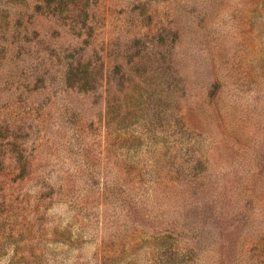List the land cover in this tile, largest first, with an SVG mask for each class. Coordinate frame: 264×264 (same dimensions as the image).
Here are the masks:
<instances>
[{"label": "rangeland", "instance_id": "374dc122", "mask_svg": "<svg viewBox=\"0 0 264 264\" xmlns=\"http://www.w3.org/2000/svg\"><path fill=\"white\" fill-rule=\"evenodd\" d=\"M0 264H264V0H0Z\"/></svg>", "mask_w": 264, "mask_h": 264}, {"label": "trees", "instance_id": "16d2710c", "mask_svg": "<svg viewBox=\"0 0 264 264\" xmlns=\"http://www.w3.org/2000/svg\"><path fill=\"white\" fill-rule=\"evenodd\" d=\"M77 64H80V60L77 61ZM72 69H74V65H73V63H69V71H72Z\"/></svg>", "mask_w": 264, "mask_h": 264}]
</instances>
